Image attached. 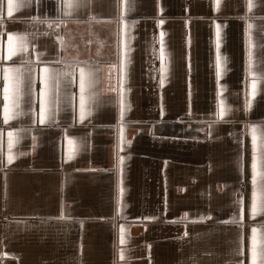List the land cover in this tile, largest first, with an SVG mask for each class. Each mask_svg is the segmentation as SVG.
Returning <instances> with one entry per match:
<instances>
[{
  "label": "crops",
  "instance_id": "obj_1",
  "mask_svg": "<svg viewBox=\"0 0 264 264\" xmlns=\"http://www.w3.org/2000/svg\"><path fill=\"white\" fill-rule=\"evenodd\" d=\"M262 174L264 0H0V264H264Z\"/></svg>",
  "mask_w": 264,
  "mask_h": 264
},
{
  "label": "snow or ice",
  "instance_id": "obj_2",
  "mask_svg": "<svg viewBox=\"0 0 264 264\" xmlns=\"http://www.w3.org/2000/svg\"><path fill=\"white\" fill-rule=\"evenodd\" d=\"M162 23V21H161ZM161 36H163V33H161ZM251 55V54H250ZM161 56L163 58V48H161ZM43 72L45 73L44 77H43V80L45 81V85H46V88H47V81L52 79V73H51V70L45 68L43 69ZM79 72H80V118L81 120L84 119L85 117V114H86V107H85V102H86V97H85V90H86V87L90 81V78H91V72H88L86 71L84 68H80L79 69ZM66 75L69 74V73H65ZM219 75V58H218V73ZM161 84H163V77L161 78ZM8 92V89L7 87L5 88V93L7 94ZM255 92H256V81L255 79L253 80V83H252V95L254 96L255 95ZM41 96H42V99H41V121L43 122V119H44V116H45V110H46V101L45 99L43 98L45 96V90H42L41 92ZM251 106V102L249 101L247 104H246V108L247 107H250ZM5 112L7 114V106L5 107ZM122 114H123V108H122ZM224 114V108H223V105L221 104L220 105V111L218 113V115H223ZM253 130H255L256 126L253 125ZM11 136V133L9 134ZM255 134L253 135V143H254V146H255ZM10 147H11V141H10ZM71 158V157H69ZM11 155L9 156V162H11ZM120 161L121 163L123 162V158L121 157L120 158ZM255 168H256V163H255V160L253 161V170L255 172ZM264 175V174H262ZM256 183V177L255 175L253 176V184L255 185ZM123 192V189L121 188V193ZM261 208L264 209V201L261 202ZM257 211V204H256V199H255V193H254V196H253V206H252V212L253 214H255V212ZM123 231V230H122ZM255 231V230H253ZM260 256L262 258H264V250L261 251L260 253Z\"/></svg>",
  "mask_w": 264,
  "mask_h": 264
},
{
  "label": "built area",
  "instance_id": "obj_3",
  "mask_svg": "<svg viewBox=\"0 0 264 264\" xmlns=\"http://www.w3.org/2000/svg\"><path fill=\"white\" fill-rule=\"evenodd\" d=\"M252 186V182L250 180H247L245 182L242 183V187L247 190Z\"/></svg>",
  "mask_w": 264,
  "mask_h": 264
}]
</instances>
